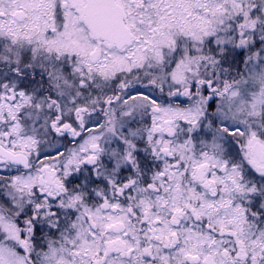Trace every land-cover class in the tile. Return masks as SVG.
I'll list each match as a JSON object with an SVG mask.
<instances>
[{
    "label": "snow or ice",
    "instance_id": "snow-or-ice-1",
    "mask_svg": "<svg viewBox=\"0 0 264 264\" xmlns=\"http://www.w3.org/2000/svg\"><path fill=\"white\" fill-rule=\"evenodd\" d=\"M0 264H264V0H0Z\"/></svg>",
    "mask_w": 264,
    "mask_h": 264
}]
</instances>
